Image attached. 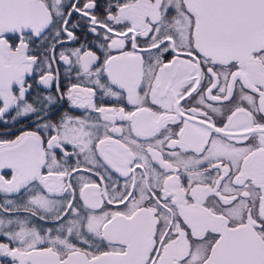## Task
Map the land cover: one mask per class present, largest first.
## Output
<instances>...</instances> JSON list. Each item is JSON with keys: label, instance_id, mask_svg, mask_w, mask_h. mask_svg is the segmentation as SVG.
I'll list each match as a JSON object with an SVG mask.
<instances>
[{"label": "snow or ice", "instance_id": "6c2138e0", "mask_svg": "<svg viewBox=\"0 0 264 264\" xmlns=\"http://www.w3.org/2000/svg\"><path fill=\"white\" fill-rule=\"evenodd\" d=\"M12 110L0 257L264 264V0H0Z\"/></svg>", "mask_w": 264, "mask_h": 264}, {"label": "flooded vegetation", "instance_id": "af4514ba", "mask_svg": "<svg viewBox=\"0 0 264 264\" xmlns=\"http://www.w3.org/2000/svg\"><path fill=\"white\" fill-rule=\"evenodd\" d=\"M100 2H102V0H100ZM81 3H83V0H81ZM77 21H79V16L78 14H73V16L71 17V23H76ZM83 22H81L82 24ZM75 34L80 37L79 40L77 41H67L66 37H62L63 39H65V44L63 45V47L65 49H71V48H75L78 47L81 43H88V41H93L95 38L92 35H87V39H85V32H82L79 28L75 29ZM58 51L60 50L59 46H58ZM95 50V49H93ZM57 63L59 64L60 67V81H59V85H60V91H65L66 88L70 85V83H76L77 81V77L75 76V70H73V72L71 73V75H68L65 73L64 69H65V65L62 62L57 61ZM36 86L34 85V88ZM37 91H55V89L52 90H45L43 88V86H39V88L37 89ZM35 94V93H34ZM99 96V93H98ZM103 101L105 103H110L112 102V98L110 97H103L102 98ZM100 101L98 100V103ZM70 105L68 104L67 100H63L59 105H57V109L63 108L65 110L70 109ZM74 114L76 115H80L82 110H73ZM15 114V111L12 110L9 114H7L3 119H0V139H12L14 138L15 135H19L21 131L23 130H31L32 128L35 127L33 121H34V117L33 118H18L19 122H13L11 120V116ZM4 121H7V123H5ZM6 132H11L12 135H3ZM4 198V194L0 193V200H3ZM51 226V225H48ZM0 242H8V239L6 237H2L0 236ZM0 264H13V262L11 261V258H7V257H0Z\"/></svg>", "mask_w": 264, "mask_h": 264}]
</instances>
